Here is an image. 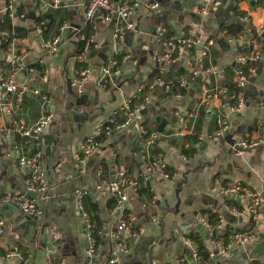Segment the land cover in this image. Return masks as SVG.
<instances>
[{
	"label": "crops",
	"instance_id": "0c3cea01",
	"mask_svg": "<svg viewBox=\"0 0 264 264\" xmlns=\"http://www.w3.org/2000/svg\"><path fill=\"white\" fill-rule=\"evenodd\" d=\"M88 1L61 0L58 8L47 9L36 5L35 0H0V18L10 10L13 31L9 32L15 38L17 52L26 64L36 69L33 75L28 70L17 75L25 89L10 95L8 108L0 100V217L6 228L0 235V247L5 250L18 245L25 257L0 258V264H83L88 242L77 188L90 191L83 199V207L93 215L98 231H102L98 238L101 255L96 261H99L110 246L107 233L117 223L118 213L116 200L95 187L120 169H127L133 176L145 170L146 163L137 156L144 143L139 134L142 124L149 130L164 132L152 146V155L161 157L178 177L165 178L159 173L150 182H142L140 191L131 195L127 210L138 216L145 232L130 240L132 250L124 257L123 264H177V259L187 264L192 249L187 242L188 234H205L199 220L201 212L209 218L211 213L224 217L231 229L241 227L255 234L220 264L264 262V213L260 211L253 218L239 216L233 208L244 205L246 198L221 189L239 181L252 192L263 191L264 145L239 155L235 149L233 153L229 151L233 148L232 141L226 137L231 135L233 140L264 136V104H261L264 0H214L205 14L200 12L201 0H159L157 9L146 7L152 0H133L140 3L130 17L135 26L123 37L115 36L121 21L105 20L103 15L87 21L85 4ZM124 4L125 0H112L114 9ZM245 15L249 16V22L241 21ZM39 16L43 17L40 23ZM67 22L72 27L62 34L61 50L48 53L46 40L57 35L61 25ZM237 22L246 25V30L236 37L222 28V24ZM253 30L258 39H253ZM162 31L166 37L193 35L204 40L214 39L206 62L207 67H214L219 74L203 72L204 67L198 61L199 49L185 52L173 64L159 60L166 52L164 41L159 38ZM4 32L0 30V76L8 77L11 74L8 46L12 39L8 40ZM82 34L93 37V51L97 53L91 56L86 42L83 51L86 61L77 58L79 43L84 40ZM6 41H9L7 46ZM239 45L246 55L256 49L263 55L243 88L245 103L239 110H232L228 102H213L212 107L230 121L228 134L221 138L215 134V116L200 106V101L203 91L213 82L233 84L238 64L236 55L241 51H237ZM102 52L107 55L106 61L99 55ZM116 57H122V64L103 83H98L100 67ZM155 70L157 74L152 77ZM179 70L183 73L179 74ZM194 71H198L197 76L203 74L201 82L193 80ZM159 74L162 81L157 80ZM179 79L185 80L186 92L170 93L174 81ZM153 83L156 85L150 89L151 100L138 118L112 135H101L103 144L77 166V154L98 125L118 111L139 87L144 88L143 94H148ZM35 90L51 97V103L45 104ZM193 110L199 113L194 131L181 133L186 125L180 122L179 115ZM119 112L121 120L124 116ZM45 114H52L53 118L41 141L18 134L19 127L30 126ZM7 130L12 132L10 137L6 136ZM196 130L202 137L199 147L190 140ZM16 142L25 154H42L48 188L45 200L40 201L45 209L40 221L25 215L8 201L11 195L25 192L28 174L18 163V153L14 152ZM184 148L196 150L186 156ZM185 178L187 183L179 186ZM202 240L209 248L208 239ZM29 253L31 257H27Z\"/></svg>",
	"mask_w": 264,
	"mask_h": 264
},
{
	"label": "built area",
	"instance_id": "2783aa9c",
	"mask_svg": "<svg viewBox=\"0 0 264 264\" xmlns=\"http://www.w3.org/2000/svg\"><path fill=\"white\" fill-rule=\"evenodd\" d=\"M202 6L201 13H207L210 5L214 0H201ZM35 4H41L47 9L58 8L61 4V0H35ZM140 6V3L133 0H125V4L117 9L112 6V0H89L85 4V16L87 21L94 20L97 16L103 15L105 20H112L113 18L121 21L119 22L115 36L123 37L127 30L134 28V22L131 20V15ZM149 9H157L160 7L159 0H152L146 5ZM241 21L249 22V16L245 15L241 17ZM72 25L67 22L61 25L59 33L53 37H50L45 42V47L48 53L53 54L61 50L64 34L68 28ZM257 32L260 29L256 30ZM228 33V31H226ZM5 37L9 40L12 39L8 46V59L11 66V74L8 77L0 76V100L3 101V106L8 108L7 101L11 94L19 93L21 89H25L24 83H20L17 79V75L25 70L33 75L36 73V69L26 64L21 54L17 52L15 38H12L13 34L9 31L4 32ZM160 40L164 41L166 52L159 60L166 61L167 63H176L185 52L192 51L193 49H199L198 61L203 65L205 59L210 56L211 46L215 44L214 39H202L193 35H179L166 37L165 32L162 31L159 34ZM231 38V36H230ZM82 39L87 42V48L90 43H93V37L82 34ZM232 39V38H231ZM94 46V44H93ZM97 45L95 44V47ZM240 45L237 47L239 51ZM262 53L256 49L255 52L250 55L239 51L236 55L238 65L235 67L236 77L233 82L234 89L231 90L229 85H210L203 91L200 106L205 108L208 113L215 116L217 123L216 136L225 138L230 129L229 119L221 114L217 109L212 107L213 102L220 100L222 102L231 103V108L234 111L245 103V97L243 95V88L249 83L252 75L256 72L258 63L262 60ZM77 58L86 61L88 60L86 53L82 52L77 55ZM249 63V69L246 70L244 65ZM118 65L116 59L111 60L103 64L100 67V77L98 83H103L104 79L110 76L114 68ZM89 69L83 71L85 75ZM203 72L207 75L217 76L218 70L214 67H206ZM163 72L161 71V74ZM161 74L157 76L158 81H162ZM198 71L193 72V80H196ZM156 85V84H155ZM154 83L149 86L148 94L144 93V88L139 87L137 92L134 93L128 100L125 101L120 107V111L123 112V120H119V110L112 113L107 121L98 125L95 132L90 135L86 142L82 145L81 151L77 154V166L86 161V159L94 153L102 144L100 139L101 135H112L116 130L131 125L138 116L142 113L146 103L151 100L150 89L155 87ZM181 86L185 85V80L181 81ZM38 93L45 104L51 103L52 99L48 95L35 90ZM261 104H264V94L262 96ZM199 116L198 111H190L187 114H180V122L186 125L183 126L181 133H192L195 129V121ZM52 114H45L34 122L30 126L19 127V135L35 141H41L45 134L48 132L49 126L52 123ZM11 131H6V136H11ZM163 131L149 130L144 124L139 127L140 137L144 139V143L139 149L137 156L146 163L145 170L139 176H133L127 169H120L113 175L107 177L106 180L99 182L95 189L99 192L110 195L116 200L115 211L118 213V221L107 233V237L110 241V246L105 252L103 257H99V261H96L100 254V242L98 240L96 230L97 224L94 221L93 215L86 211L83 207V199L86 195L90 194V191L85 188H77L76 194L79 198L81 209V220L83 228L87 237V259L83 264H123L124 257L131 253L130 240L134 237L140 236L145 232V228L139 225V218L133 212L127 210V203L130 200L132 194H137L140 191L142 182H150L157 174H162L165 178L176 179L178 174L171 173L168 170L167 164L161 157L152 159V146L157 139L163 135ZM5 137V136H4ZM197 147L202 143V137L194 142ZM264 145V136L246 137L242 136L233 140L232 147L235 152L242 155L248 150L260 147ZM22 146L20 143H14V152L18 153V163L21 167L26 168L28 171L25 181V192L15 193L8 198V201L19 207V209L27 216L33 217L40 221L45 215V209L40 204V201L45 200L46 191L48 188V182L46 179V172L42 161V154L37 152L33 155H28L22 152ZM223 192H229L235 195H241L246 198L244 205H237L233 208L234 212L239 216L247 215L250 218L255 217L260 211L264 213V181L263 191L252 192L248 186L243 182L231 183L228 186L221 188ZM35 194L32 196L31 194ZM199 220L202 227L205 229V233L209 234L208 241L210 247L205 246L206 254H204L198 243L187 239V242L192 246L189 262L187 264H220L232 250L239 247H244L247 242L255 237V234L245 230L244 228L231 229L225 223L224 217L218 215L216 221H211L207 214L201 212L199 214ZM5 222L0 217V235L5 233ZM102 231H98V234ZM201 234V233H200ZM202 235V234H201ZM203 238V236H202ZM204 244V242H203ZM205 245V244H204ZM29 253L27 257H31ZM17 257L19 259H25L24 253L18 245H14L9 249H2L0 247V258L11 260ZM101 261H103L101 263ZM177 264H181V259H177Z\"/></svg>",
	"mask_w": 264,
	"mask_h": 264
},
{
	"label": "trees",
	"instance_id": "16d2710c",
	"mask_svg": "<svg viewBox=\"0 0 264 264\" xmlns=\"http://www.w3.org/2000/svg\"><path fill=\"white\" fill-rule=\"evenodd\" d=\"M37 20L40 23L43 20V17L39 16L37 18ZM11 22H12V20H11L10 10H7L5 12V15L2 17V19L0 18V30L12 32L13 31V27L11 25ZM222 28L226 29L229 34H231L234 37H236L239 34H243L244 33V31L246 30V25H243L242 22H237V23H231V24H222ZM15 29L19 30V28H15ZM253 33H254L253 34V39H255V38L258 39L259 38L258 34H256V32L254 30H253ZM7 42H9V41H6V46H7ZM85 45H86V41L85 40L80 41L79 48H78V52L79 53L84 51ZM93 48H94L93 43H90L89 49H90V52H91V56L97 54L95 50L93 51ZM240 50H241V52H244V51H242V48ZM115 59L118 62V65L115 68H118L122 64V57H116ZM207 59H205V61L203 63V67L204 68H206L208 66V63L206 62ZM249 66H250L249 63L244 65L246 70L249 69ZM181 73H183V70H179V74H181ZM156 74H157V70H155L151 76L152 77L156 76ZM211 78L213 79V77H211ZM213 80L211 82H213ZM180 83H181L180 79H179V81H174L173 87H172V89H170L169 92L171 93L173 91V93H177V92L185 93L186 92V86L185 85L181 86ZM213 85H215L214 82H213ZM228 85H229L231 90L234 89L233 84H228ZM121 120H123V119H121ZM251 130H252V128H251ZM199 135H200V133L196 130V133L194 135L190 136V138H191L190 140L191 141H196L199 138ZM195 150H196L195 148H184L183 152L185 153L186 156H191V155H193ZM151 158L155 159L156 157L153 154ZM169 172L174 173V171H170V170H169ZM210 220L211 221H216L217 220V216L215 214L211 213L210 214ZM98 229L96 230L97 234H98ZM187 237L190 238L191 240L197 242L199 247H200V249H201V251L204 254L207 253L206 250H205V245L203 244L202 235L200 233L191 232V233L188 234ZM98 238H99V234H98ZM254 264H264V262L254 261Z\"/></svg>",
	"mask_w": 264,
	"mask_h": 264
},
{
	"label": "water",
	"instance_id": "95a60500",
	"mask_svg": "<svg viewBox=\"0 0 264 264\" xmlns=\"http://www.w3.org/2000/svg\"><path fill=\"white\" fill-rule=\"evenodd\" d=\"M99 55H100V57L103 58V60L106 61V59H107V55H106L104 52L100 53ZM237 65H238V64H237ZM202 77H203V74H199V75L197 76V78H196V82H197V83L201 82ZM229 136H231V135H228V136L226 137V139L229 140V141H232V142H231V144H232L234 139L232 140V137H229ZM2 142L5 143V146H7V143H6V141H5L4 138H2ZM187 181H188L187 178H185L184 181H181V182L179 183V186H182V184H183L184 182L187 183ZM31 195L34 196L35 194L32 193ZM37 221H38V220H37ZM37 225H38V227H39V224H37Z\"/></svg>",
	"mask_w": 264,
	"mask_h": 264
},
{
	"label": "rangeland",
	"instance_id": "374dc122",
	"mask_svg": "<svg viewBox=\"0 0 264 264\" xmlns=\"http://www.w3.org/2000/svg\"><path fill=\"white\" fill-rule=\"evenodd\" d=\"M260 147H261V146H260ZM229 151H230L231 153H233L234 149H233V148H230ZM202 236H203V238H206V239H208V238L210 237L208 233L202 234Z\"/></svg>",
	"mask_w": 264,
	"mask_h": 264
}]
</instances>
